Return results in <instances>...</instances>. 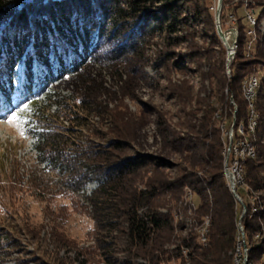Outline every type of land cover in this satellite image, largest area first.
<instances>
[{"label":"trees","instance_id":"trees-1","mask_svg":"<svg viewBox=\"0 0 264 264\" xmlns=\"http://www.w3.org/2000/svg\"><path fill=\"white\" fill-rule=\"evenodd\" d=\"M191 1L0 0V116L11 113L16 105L35 101L48 90V105L32 111L31 117L26 118V130L34 137L44 164L67 172L70 187L84 191L98 241L101 237L105 239L100 250L108 264H167L172 258L179 259L181 264H233L239 204L224 176L222 126L228 127L232 119L236 130H246L249 114L242 86L252 73L260 79L255 101L258 127L252 139L257 157L244 165L248 186L245 196L249 197V190L261 192L264 203V34L261 33L264 2L255 0L254 6L250 0H240L243 7L247 5L255 11L257 24L255 28L250 23L247 27L246 15L244 18L233 15L237 19L239 41L237 53L229 61L212 28L215 25L212 12L199 6L186 8ZM257 7H261L258 17ZM232 9L236 12L238 8L224 0L220 21L223 30L229 28L226 18ZM204 18L206 22L210 20L211 35L223 57L219 65L211 64L203 78L223 93L221 103L227 113L220 115L217 124L216 109L208 96L201 101L203 116L196 125H188L189 136H175L170 141L176 149L191 153L178 177L174 180L168 177L165 171L172 164L163 158L139 153L123 158L115 154L123 147L120 142L114 148L86 146L81 130L87 119L83 114L90 110V104L83 97L63 95L53 85L78 73L108 32L112 37L132 36L139 41L166 35L170 43L173 39L178 44L186 38L173 36L181 28L196 31V26L205 23ZM251 30L255 35H249ZM61 119L69 125L59 124ZM140 181L143 189L137 187ZM88 183L97 185L91 195L85 194ZM186 188L199 197L197 218L210 220L207 243L202 244L199 236V242L195 237L179 238L175 241H180V245L170 250L166 246L173 243L175 225L172 212L163 213L161 208L169 203L177 208ZM241 196L245 198L244 194ZM260 218H264V210L257 216L243 218L248 237L257 231ZM120 254L124 255L120 258ZM252 255L251 261H258L262 246H255Z\"/></svg>","mask_w":264,"mask_h":264},{"label":"rangeland","instance_id":"rangeland-1","mask_svg":"<svg viewBox=\"0 0 264 264\" xmlns=\"http://www.w3.org/2000/svg\"><path fill=\"white\" fill-rule=\"evenodd\" d=\"M250 2L257 4L255 0ZM228 4L238 8L228 15L244 18L242 1L228 0ZM192 6L209 8L215 25L212 27L204 18L205 23L196 26V31L181 28L173 38L185 37L186 41L178 44L173 39L170 43L166 35L139 41L132 36L112 37L108 32L78 73L53 85L63 95L83 97L90 104V110L83 114L87 119L81 130L86 146L114 148L120 142L123 147L115 154L123 158L136 153L163 158L172 164L165 172L174 180L186 167L191 153L176 149L170 141L175 136H189L188 125H196L203 116L202 102L208 96L216 109L214 120L220 124L219 116L227 113L221 103L223 93L203 75L210 71L211 64L219 65L223 57L211 35V27L218 34L223 4L218 9L214 0H192L186 8ZM260 11L261 7H257V17ZM261 33L264 34V21ZM257 71L261 76L258 68ZM46 94L45 89L35 101L16 105L11 113L0 116V264H108L100 250L105 239L98 241L84 191L70 187L67 172L44 164L34 137L26 130V118L32 111L48 105ZM225 94L228 97L227 90ZM62 122L61 119L59 124ZM96 187L88 183L85 194L91 195ZM137 187L143 189L141 181ZM245 197L244 217L257 216L264 210L261 192L249 190V197ZM198 203V195L186 188L177 208H173L174 203L161 208L163 213L172 212L175 225V238L167 249L176 250L180 241L175 240L179 238L195 237L198 241V230L209 219L197 218ZM254 205L259 208L256 214ZM238 214L240 223L241 206ZM257 224L252 237L246 235L251 264L264 263V236L259 235L264 230V218ZM242 226L245 230L243 222ZM257 245L262 246V256L251 261ZM167 264L181 261L172 258Z\"/></svg>","mask_w":264,"mask_h":264},{"label":"bare ground","instance_id":"bare-ground-1","mask_svg":"<svg viewBox=\"0 0 264 264\" xmlns=\"http://www.w3.org/2000/svg\"><path fill=\"white\" fill-rule=\"evenodd\" d=\"M219 22H220V20H219ZM233 22L235 23V26H236L237 19L235 17H233ZM249 23H250V26H252L253 28L256 27L257 22L255 19L254 12L250 15ZM220 25H221V23H220ZM221 28H222V26H221ZM249 35H255L254 31L251 30L249 32ZM236 53H237V46H236V52L234 54L227 53L228 60L231 61V59L233 58V56ZM227 68L229 70L230 65H228ZM228 74H230V71L228 72ZM246 81H252V76L247 78L244 81L243 86H242L243 97L247 102L248 114H249L246 130H243V129L236 130L235 129V135L240 136V139H238V143H237V137L236 136H229V143L233 144L234 153H238L239 163H240L241 168L243 169V172H236V180L238 181V186H239V195H242L245 191L247 192V190H248V186L246 184V172H245V166L244 165L247 161L253 160L257 157V149H256L255 143L252 139L255 137L257 127H258V115H257V112L255 110V101L257 99L258 90L260 88V79L258 76H255V75L253 76V86L250 87L251 96L246 91V87H245ZM251 97H252V101H251ZM232 103L235 106L236 112H237V110H238L237 106L234 104V102H232ZM236 112H235V115H236ZM234 118H235V116H234ZM233 125L235 126V121H234ZM222 133H223L222 134L223 135V137H222L223 138V147L222 148H223V157H224L225 180H226V183H227L231 193L235 197V200L237 202L236 204H239L238 206H241V198L237 197V191L235 188V184L232 181V178L228 174V170H229V166H230L231 146H228V139L226 138L227 137V127L225 125L222 126ZM245 141L248 142V145H247V143H245ZM245 198H243V199H245ZM252 203H254V201H252ZM254 204H256V203H254ZM252 210H253V213L256 214L259 209L257 208V206L254 205ZM245 212H246V209H244V214H245ZM241 217H242V215H241ZM241 220H243V219L241 218ZM209 228H210V220L206 219L204 221V223L202 224L201 228L198 230L199 240L201 241L202 244L207 243V236L209 233ZM245 230L242 226V221H241L238 224L237 246H236V249H235V252L233 255V257H234L233 264H238V253L241 251V243H243V253H245L244 255H242V263L243 264H251L250 260H249L250 259L249 258V249L247 246ZM206 232H208V233H206ZM185 254H187V253H185Z\"/></svg>","mask_w":264,"mask_h":264},{"label":"built area","instance_id":"built-area-1","mask_svg":"<svg viewBox=\"0 0 264 264\" xmlns=\"http://www.w3.org/2000/svg\"><path fill=\"white\" fill-rule=\"evenodd\" d=\"M224 0H214V4L216 6V8L218 7V9H221L222 4H223ZM236 1V0H234ZM245 11H246V25L248 27L249 24V20H250V15L252 14V9H248L247 5L244 7ZM221 21V20H220ZM227 24L229 25V28H235V23L233 22V14H229L227 17ZM228 28V29H229ZM225 31V30H223ZM249 39V38H248ZM247 52H249V47L247 45ZM253 86V73H252V81H246L245 82V87H246V91L250 94V87ZM251 101H252V97H251ZM234 116V113L233 115ZM229 136H236L237 137V143H238V139H240V136L235 135V126L232 124V119L230 121L229 126L227 127V139H228V146H231V155H230V166H229V170H228V174L229 176L232 178V181L235 184V188L237 191V197L241 198V208H242V219L244 218V209H245V200L243 199V196L239 195V186H238V181L236 180V172H243V169L240 166L239 163V159H238V153H234L233 151V144L229 143ZM245 143L248 142L245 141ZM208 233V232H206ZM259 235H264V230L262 234ZM245 253H243V243H241V251L238 253V264H243L242 263V255H244ZM186 256V254L184 255Z\"/></svg>","mask_w":264,"mask_h":264},{"label":"water","instance_id":"water-1","mask_svg":"<svg viewBox=\"0 0 264 264\" xmlns=\"http://www.w3.org/2000/svg\"><path fill=\"white\" fill-rule=\"evenodd\" d=\"M217 17L219 18V13ZM217 28L218 35L227 53L234 54L239 41V30L237 28H229L223 31L220 24Z\"/></svg>","mask_w":264,"mask_h":264}]
</instances>
